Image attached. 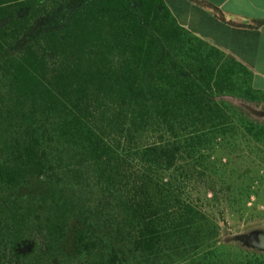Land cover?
<instances>
[{"label": "trees", "instance_id": "obj_1", "mask_svg": "<svg viewBox=\"0 0 264 264\" xmlns=\"http://www.w3.org/2000/svg\"><path fill=\"white\" fill-rule=\"evenodd\" d=\"M42 1L70 0H0V264H153L170 243L199 249L214 228L182 197L178 153L232 128L216 97L249 115L247 76L162 0H84L6 57ZM246 130L264 147V123Z\"/></svg>", "mask_w": 264, "mask_h": 264}, {"label": "rangeland", "instance_id": "obj_2", "mask_svg": "<svg viewBox=\"0 0 264 264\" xmlns=\"http://www.w3.org/2000/svg\"><path fill=\"white\" fill-rule=\"evenodd\" d=\"M83 1H42L47 8L6 51V57L18 56L42 33L60 28ZM4 86L0 75V95ZM215 101L227 107L232 128L215 140H203L192 156L181 149L175 167L183 199L201 212L202 223L213 227V233L205 236L204 245L197 250L171 243L162 246L153 264H264V250L243 240L264 233V147L246 130L250 122L263 124L264 115L255 108L249 115L243 114L240 107L245 111L247 107L240 98L220 96ZM182 169L188 171L184 178ZM87 261L75 264H89Z\"/></svg>", "mask_w": 264, "mask_h": 264}, {"label": "crops", "instance_id": "obj_3", "mask_svg": "<svg viewBox=\"0 0 264 264\" xmlns=\"http://www.w3.org/2000/svg\"><path fill=\"white\" fill-rule=\"evenodd\" d=\"M183 28L247 76L253 105L264 115V0H162ZM237 65V66H236Z\"/></svg>", "mask_w": 264, "mask_h": 264}, {"label": "water", "instance_id": "obj_4", "mask_svg": "<svg viewBox=\"0 0 264 264\" xmlns=\"http://www.w3.org/2000/svg\"><path fill=\"white\" fill-rule=\"evenodd\" d=\"M248 245L255 249L264 250V233L254 234L243 239Z\"/></svg>", "mask_w": 264, "mask_h": 264}]
</instances>
